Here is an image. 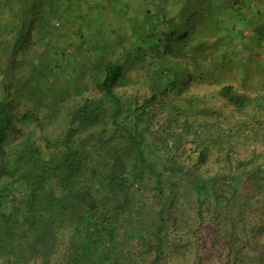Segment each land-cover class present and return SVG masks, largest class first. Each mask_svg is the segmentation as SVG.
Returning <instances> with one entry per match:
<instances>
[{
    "label": "trees",
    "instance_id": "1",
    "mask_svg": "<svg viewBox=\"0 0 264 264\" xmlns=\"http://www.w3.org/2000/svg\"><path fill=\"white\" fill-rule=\"evenodd\" d=\"M178 1L182 17L200 15L207 28L164 14L169 29L151 31L129 53L151 70L147 91L128 94L131 57L101 55L97 71L83 63L65 82L52 76L58 51L47 39L59 0H0V12L9 10L0 13V264H137L143 254L160 264L174 249L194 247L203 264L222 246L227 264H264V163L256 154L236 159L233 150L243 129L248 140L260 132L232 120L257 99L232 83L218 91L223 105L192 90L227 82L234 65L201 63L222 30L212 0ZM193 1L205 5L191 12ZM256 31L263 42L264 28ZM159 102L172 131L150 127ZM62 118V129L51 131ZM190 194L196 206L184 202ZM120 226L130 250L121 251Z\"/></svg>",
    "mask_w": 264,
    "mask_h": 264
},
{
    "label": "rangeland",
    "instance_id": "2",
    "mask_svg": "<svg viewBox=\"0 0 264 264\" xmlns=\"http://www.w3.org/2000/svg\"><path fill=\"white\" fill-rule=\"evenodd\" d=\"M182 2L178 0H71L69 2L68 0H59L62 13H59L57 19L54 20L53 25L55 27L52 28L53 32L50 34L51 36L48 35L47 39L58 51L54 55L57 62L52 66L54 70L52 76H56L55 78L65 82L73 76L74 66L78 71L83 63H87L90 70L97 71L102 68L100 67L101 55H105L107 58L104 62H110L114 58L125 60L127 57H131L136 66L133 65L132 68L127 69L126 77L129 83L125 87L126 92L132 94L141 89L144 94L147 91V83H143L151 74V70L147 66L148 64L136 60L129 53L131 50H136L151 31L155 30L153 32L158 34L169 29V25L163 22V15L171 14L175 16L179 14L182 20L188 21L187 19H190L193 23H196L198 32L201 26L207 28V25H199L198 18H202L200 15L195 18L188 15L182 17V14H180ZM212 2V17L215 19L219 17L220 24L216 26H219L222 30L217 32L213 39L209 40L215 48L213 53L210 51V56L201 59V63L204 67L218 65L220 68L222 63L225 64L232 59L234 74L229 75L228 78L230 79L227 82L201 85L200 87L192 86V90L198 91L202 95L209 94V99L213 103L219 101L223 105L224 100L220 97L218 91L224 85L232 83L239 91L249 94L253 99H257L253 100L255 105L243 113V117L238 118L239 115H237L232 120L234 122L237 119L245 120L249 126L258 125L259 134L250 132V140L247 139L248 136L245 131L248 129H243L242 136L236 138L233 150L237 154L236 159L246 160L256 154V162L259 165L264 163V41L261 43L258 41L256 29L264 28V0H212ZM203 5L205 3L202 1L200 3L193 1L191 12L192 10H201ZM7 8H3L2 13L0 12L5 17L9 14ZM67 8L70 9V12L68 15L63 16V12L67 11ZM205 11L208 12L210 9H205ZM100 13L103 17L99 16ZM134 24L135 27H133ZM136 26L139 30V37L138 33L133 31L134 28H137ZM154 42L153 39H148L147 44L150 46ZM218 71H221V69ZM76 73L78 74V72ZM48 80L50 81V79ZM174 97L169 92L167 98L171 100ZM260 105L263 107L262 110ZM158 106H160V109L155 107L153 111L155 117L150 120L154 122H149L150 127L155 131L163 126L169 131L174 130L176 128L174 124H165L168 112L165 104L164 109L160 102ZM239 120L238 123H240ZM259 121L260 124H258ZM63 122H65V119L62 118L53 126L51 131L58 128L62 129ZM184 179L182 176L176 177V181L178 180L180 185H187ZM187 193H190V190ZM156 195V191L151 190L146 199L150 203H154L157 201L154 197ZM191 197L192 194L184 196V202L193 203L192 206H196L195 196ZM211 216L208 210L205 211V227L199 232V235L204 234V229L211 222ZM256 217V214L252 215V218ZM126 227L120 226L121 229H119L120 236L118 240L122 243L121 251L124 250L123 248L130 250L134 247L124 236L127 231ZM62 237L64 243L61 246V257L68 250L69 233L64 232ZM192 239L196 240L193 236ZM105 243L106 245L110 244L109 242ZM182 253L174 249L160 264L199 263L195 247L186 249ZM209 254L210 256L208 254L204 256L203 264H227L226 246L221 247L220 253L213 251ZM150 259L151 257L146 258V255L143 254L137 257V264H149Z\"/></svg>",
    "mask_w": 264,
    "mask_h": 264
}]
</instances>
